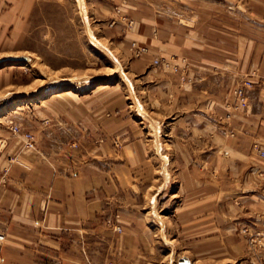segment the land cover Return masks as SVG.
I'll return each mask as SVG.
<instances>
[{
    "label": "crops",
    "instance_id": "0c3cea01",
    "mask_svg": "<svg viewBox=\"0 0 264 264\" xmlns=\"http://www.w3.org/2000/svg\"><path fill=\"white\" fill-rule=\"evenodd\" d=\"M66 1L0 0V37L5 31L18 34L17 29H26L41 3L62 6ZM76 1L83 17L82 0ZM247 1L252 4L249 15L259 17L253 4L260 0ZM219 12L220 29L243 27L232 20L238 11ZM220 46L230 52H221L219 60L190 59L192 80L187 86L179 87L174 76L157 80V92L171 89L175 102L186 103L189 110L187 136L174 137L170 143H165L164 134L159 138L155 125L146 131L127 118L103 120L99 104L87 94L53 103L57 113L45 131L36 124L32 127L38 139L33 150L24 149L21 137L0 128V264H151L155 253L147 249L144 227L152 210L142 212L144 192L140 198L132 184L135 170L147 165L150 147L161 163L156 193L164 195V185L177 184L169 192L177 203L168 213L160 215L164 209L157 205L154 218L159 225L165 226L168 218L173 226L186 227L188 234L201 227L204 233L210 231L216 195L221 221L236 228L250 214L242 195L252 190L256 200L249 221L255 230L261 229L264 181L259 174L264 173V157L251 146L258 143L264 151V78L253 80L245 90L247 106L226 116L232 90L245 80L249 65L244 43ZM250 60L251 69L264 72L263 58ZM152 129L158 135L149 137ZM165 144L172 146L170 154L165 153ZM197 145L203 146L198 156L192 149ZM169 155L174 168L168 172L163 164ZM197 159L204 163L202 170L195 167ZM144 177L147 183L153 173L139 178ZM260 253L264 258V248Z\"/></svg>",
    "mask_w": 264,
    "mask_h": 264
},
{
    "label": "rangeland",
    "instance_id": "374dc122",
    "mask_svg": "<svg viewBox=\"0 0 264 264\" xmlns=\"http://www.w3.org/2000/svg\"><path fill=\"white\" fill-rule=\"evenodd\" d=\"M82 3L83 17L76 0H67L62 6L41 3L32 12L26 29H17L18 34L5 31L0 37V58L31 57L29 62L0 63V128L21 137L26 150L35 149L38 141L32 127L36 124L44 132L51 115L57 113L53 103L60 100L66 103L72 97L86 94L99 104L103 120L127 118V122L146 127V131L148 126L151 129L155 125L159 138L164 134L165 143L174 137H186L187 104L176 103L171 89L157 92V80L174 76L179 87L187 86L192 80L190 59L206 56L219 60L221 52H230L220 50L221 44L244 43L245 64L249 65L243 74L245 80L232 90L226 116L235 111L230 108L235 89L249 82L246 90L253 80L264 78V72L250 66L252 57L264 60V0L253 4L259 8V17L250 16L252 4L247 0H82ZM220 8L238 11L240 15L232 20L243 27L220 29ZM161 61L171 66L163 67ZM11 126L18 127L21 133L31 132L34 147H26L22 135L13 134ZM172 126L176 128L171 129ZM153 130L149 137L158 135ZM71 135L77 137V133ZM164 149L169 153L172 146L165 144ZM192 149L197 156L203 153V146ZM148 157L145 169L142 166L141 170H135L137 176L132 184L140 198L144 192L142 212H153H149L144 227L149 235L147 249L155 253L149 259L151 264H179L184 257L191 264L264 263L260 253L264 240L261 247L252 245L248 232H242L244 227L249 232L255 230L249 221L256 200L254 191L247 190L242 195L245 211L250 214L236 228L223 224L216 195L210 231L206 229L204 233L201 227L199 232L188 234L186 227L173 226L168 218L162 226L154 218L157 205L164 209L160 215L168 213L177 203L169 198V192L177 184L167 183L164 195L157 194V181L161 180L156 178L161 163L155 159L152 147ZM167 157L163 165L169 172L174 168L173 157ZM195 167L202 170L204 163L197 159ZM145 173H153L147 183L145 177L139 178Z\"/></svg>",
    "mask_w": 264,
    "mask_h": 264
},
{
    "label": "built area",
    "instance_id": "2783aa9c",
    "mask_svg": "<svg viewBox=\"0 0 264 264\" xmlns=\"http://www.w3.org/2000/svg\"><path fill=\"white\" fill-rule=\"evenodd\" d=\"M132 21H129V24H131ZM155 62L157 63L158 61L155 60ZM163 67H169L171 66L169 62L164 61L162 62ZM249 85V82L246 83V85H241L240 87L236 88L234 91V101L233 103H231L230 108L233 110H238L241 108H245L247 106V101H246V97H245V86ZM10 131L13 134H21L22 137L25 140V146L26 147H34L35 145V139L34 136L31 132H24L21 133L18 129V127L16 126H11L10 127ZM252 150L255 151L259 156L264 157V151H262L258 145V143H253L251 146ZM260 178L262 180H264V173L261 172L259 174ZM115 230L119 231V227L116 226ZM242 232H248L249 237V241L250 243L253 245H257L259 247H261L263 245L262 241L264 240V226L259 229V230H252V232H249V229L247 227H244L242 229ZM264 264V263H263Z\"/></svg>",
    "mask_w": 264,
    "mask_h": 264
},
{
    "label": "water",
    "instance_id": "95a60500",
    "mask_svg": "<svg viewBox=\"0 0 264 264\" xmlns=\"http://www.w3.org/2000/svg\"><path fill=\"white\" fill-rule=\"evenodd\" d=\"M29 62L31 61V57L30 56H24V55H20V56H4L0 58V63L2 62ZM179 264H191V262L187 259V258H181L179 259Z\"/></svg>",
    "mask_w": 264,
    "mask_h": 264
},
{
    "label": "bare ground",
    "instance_id": "6f19581e",
    "mask_svg": "<svg viewBox=\"0 0 264 264\" xmlns=\"http://www.w3.org/2000/svg\"><path fill=\"white\" fill-rule=\"evenodd\" d=\"M57 96V95H56Z\"/></svg>",
    "mask_w": 264,
    "mask_h": 264
}]
</instances>
